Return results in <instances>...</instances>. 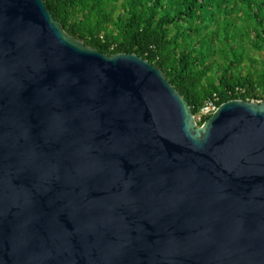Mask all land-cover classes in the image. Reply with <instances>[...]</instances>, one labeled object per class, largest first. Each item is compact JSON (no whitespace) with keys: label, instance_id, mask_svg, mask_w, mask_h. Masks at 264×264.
Returning <instances> with one entry per match:
<instances>
[{"label":"water","instance_id":"95a60500","mask_svg":"<svg viewBox=\"0 0 264 264\" xmlns=\"http://www.w3.org/2000/svg\"><path fill=\"white\" fill-rule=\"evenodd\" d=\"M0 264H264V99L198 124L146 58L0 0Z\"/></svg>","mask_w":264,"mask_h":264},{"label":"trees","instance_id":"16d2710c","mask_svg":"<svg viewBox=\"0 0 264 264\" xmlns=\"http://www.w3.org/2000/svg\"><path fill=\"white\" fill-rule=\"evenodd\" d=\"M44 3L85 44L134 52L160 67L193 113L213 96L216 104L264 99V0Z\"/></svg>","mask_w":264,"mask_h":264},{"label":"built area","instance_id":"2783aa9c","mask_svg":"<svg viewBox=\"0 0 264 264\" xmlns=\"http://www.w3.org/2000/svg\"><path fill=\"white\" fill-rule=\"evenodd\" d=\"M216 99H217L216 96L209 97L203 102V104L198 108V110L195 113H193L194 120L197 123H201L202 119H205L216 109L218 105L216 104Z\"/></svg>","mask_w":264,"mask_h":264},{"label":"clouds","instance_id":"9594fccd","mask_svg":"<svg viewBox=\"0 0 264 264\" xmlns=\"http://www.w3.org/2000/svg\"><path fill=\"white\" fill-rule=\"evenodd\" d=\"M251 100H252V99H251ZM254 100H259V99H254ZM207 117H208V116H207ZM205 119H206V118H205ZM205 119H204V120H205ZM204 120H203V121H204ZM198 124H199V123H198Z\"/></svg>","mask_w":264,"mask_h":264},{"label":"rangeland","instance_id":"374dc122","mask_svg":"<svg viewBox=\"0 0 264 264\" xmlns=\"http://www.w3.org/2000/svg\"><path fill=\"white\" fill-rule=\"evenodd\" d=\"M252 100H254V99H252Z\"/></svg>","mask_w":264,"mask_h":264}]
</instances>
